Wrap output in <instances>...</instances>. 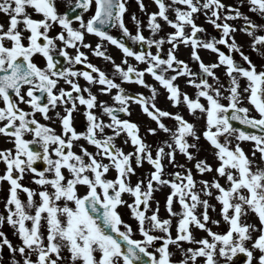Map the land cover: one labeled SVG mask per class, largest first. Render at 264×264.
<instances>
[{"label":"snow or ice","instance_id":"obj_1","mask_svg":"<svg viewBox=\"0 0 264 264\" xmlns=\"http://www.w3.org/2000/svg\"><path fill=\"white\" fill-rule=\"evenodd\" d=\"M129 3L0 0V136L11 145L0 148V229L19 241L0 230V252L7 264H264V63L236 36L264 58V0H153L154 11L134 0L144 19L131 12L133 29Z\"/></svg>","mask_w":264,"mask_h":264},{"label":"flooded vegetation","instance_id":"obj_2","mask_svg":"<svg viewBox=\"0 0 264 264\" xmlns=\"http://www.w3.org/2000/svg\"><path fill=\"white\" fill-rule=\"evenodd\" d=\"M145 4L147 5V8L149 11H154L156 10V7L153 3V0H144ZM135 11L137 13V16L139 18H141L142 20L144 19V16L143 14H141L139 12V10L137 9L135 3H134V0H130V3H129V6H128V13L125 15V20H126V23H127V26L130 28V29H133L134 25L130 19V13ZM87 15V13L85 14ZM112 34L114 35H118V30L117 29H113L112 30ZM213 35H215L216 33H212ZM237 39L238 41H240L241 43H244L245 44V39L244 37L242 36H237ZM85 40L86 41H91L93 44L96 42L97 40V37H95L94 35H86L85 36ZM166 47V46H165ZM106 48H107V52L108 54L112 55L117 62H119L120 58H121V53L120 51L115 47V46H112V45H106ZM249 55L250 57L252 58L253 62L256 63L258 66L262 63H264V58H261L257 53L255 52H252L248 47L245 46V49H244ZM71 51V49L69 50ZM84 51L88 52L87 49H84ZM202 56L204 57V59L206 61L208 60H211L213 59V56L208 54V53H204L202 52L201 53ZM180 55L183 57V58H187V49H181V52H180ZM88 58L89 60L94 63V64H97L98 66L102 67V68H107L108 65L106 64V62H104L101 58H98V57H95L93 56L90 52H89V55H88ZM59 59V58H58ZM37 60L39 61L40 58L37 57ZM134 63V61H133ZM77 67H84L83 65H78ZM139 67H143V65H139ZM195 67V66H193ZM218 74H222L219 70H218ZM146 79H150L149 77H146ZM81 85H83L85 83V81L81 78L80 81ZM180 83V86L182 88H185L186 86L184 85L183 83V79H180L178 81ZM125 87L127 88H130L132 90H140V91H145L144 89H138V86L136 85H125ZM95 87H93V91L95 92ZM187 91L191 92L192 89L191 88H186ZM100 99H107V97L105 96H100L99 97ZM23 106V105H22ZM162 106H167V105H164L162 104ZM171 110H175V109H171ZM137 112H138V109H136L135 106H133V115L130 117L131 119H140V117H138L137 115ZM75 120H74V123H75V127L77 128L78 131H81L83 130V124H84V119H83V116H82V109H81V112H78V113H75ZM185 116L186 118L188 119H192L190 116L187 115V113H185ZM105 119H107V117H104ZM238 124V122H237ZM249 131H252L251 129H248ZM57 131H59V127H57ZM79 143H85V146L89 148L90 151L94 150L91 146L87 145L85 141L81 140L79 141ZM117 143L119 144L120 143V140H117ZM201 143H204V141L202 140ZM11 145L9 143H7L6 139L2 136H0V148H4V147H10ZM126 150H129L127 146H125ZM78 150V149H77ZM200 155L202 156V152L200 153ZM178 160H182L183 158L178 156L177 157ZM42 162H37L38 165H40ZM149 166L147 164L144 165V169H140L139 171H143L145 169H147ZM3 169V165L0 164V171H2ZM169 170V169H168ZM136 177H133V180H135ZM23 183L25 184H28L29 183V180L28 178L26 177L23 181ZM33 187H35V185H31ZM6 189H7V185L6 183L4 182H0V212L3 211V207H2V204H3V198L6 196ZM81 191H83V189H81ZM166 190H163L161 191L162 194H164ZM21 195V198L23 199L24 198V194L23 193H20ZM165 198V197H164ZM0 230H3L5 231L6 234L9 235V238L12 240V242L14 244H18L19 241L16 237L12 236L11 233H12V229L7 225V224H4L2 226V229ZM0 255L3 256V258H6L8 257V252H7V249H3L2 252H0ZM179 258V255L177 256V258L173 257V259H178Z\"/></svg>","mask_w":264,"mask_h":264},{"label":"rangeland","instance_id":"obj_3","mask_svg":"<svg viewBox=\"0 0 264 264\" xmlns=\"http://www.w3.org/2000/svg\"><path fill=\"white\" fill-rule=\"evenodd\" d=\"M231 1L234 2V3H237V2H238V0H231ZM223 2H224L225 4H234V3L230 2L229 0H223ZM242 8L245 9V10H247L246 7H242ZM243 9H241V10L243 11ZM248 14H249V15H255V14H252V13H248ZM252 17H253V16H252ZM0 20L2 21V23H6L7 17L3 14V16H2V18H0ZM196 22H197L198 24H203L204 27L208 30V32L215 33V31H214V29L212 28V26H211L210 24H208V23L205 22V18L203 17V15H201V16L199 17V19H197ZM230 22H231V23H239V21H230ZM0 23H1V22H0ZM246 41H247V39H246ZM246 44H247V43H246ZM243 148H244L245 151L247 152V151L250 150V148H251V144H250V143H248V144H247V143H244ZM204 153H205V155H208V153H206V152H204ZM208 159H210L209 162L215 164V161L212 160V158H211L210 155H208ZM257 161H259V155H257ZM189 166H191V165H189ZM169 170H171V166H169ZM194 174H195V173H194ZM211 175H212V174H205L204 178H205V179H208V178L211 177ZM221 183H223V180H222V179H221ZM163 190H166V191L164 192V194H162L161 191L155 193V197H156V199H158V200L161 201V208H160V213H159L161 217H164V216L166 215V212H165L164 207H163V201H164V197L166 196V193H167L168 189L165 188V189H163ZM163 190H162V191H163ZM125 198L127 199L128 197H125ZM210 203H214V204H216V208H217V211H216V212H213L211 209H209V214H210V216H212L213 218H216V219H221L220 216H219V214H218V210H219L220 205H219L218 203H216V201H215L214 199H210ZM175 207H178V205L175 206ZM120 210H121L122 214L125 215V220H127L129 223H131L132 226H133V228H135V226H136V225H135V221L132 220V219L129 217L127 210L124 209V208H121ZM198 211H199V209H198ZM248 219H249L251 222H253V223H256V222H257V221H256V217H255L254 215H252L251 213H249ZM221 223H223V225H221ZM221 223H220L218 226H216V225H210V226H211L213 229L216 228L217 231L223 232L224 230H226L227 225L224 224V222H223L222 220H221ZM174 229H175V218H173V234H175V230H174ZM191 230H192L193 235L196 236L197 238H200L201 236L206 235L204 232H202L201 230H199V229H197V228H195V227H193ZM201 232H202V234H200ZM187 246H189V245L185 244V247H187ZM192 246L195 247V245H192ZM178 255H179V253H177V255L174 256V257L177 258ZM197 264H200V260H199V259H198V261H197Z\"/></svg>","mask_w":264,"mask_h":264}]
</instances>
